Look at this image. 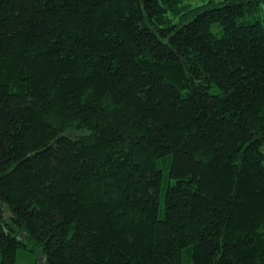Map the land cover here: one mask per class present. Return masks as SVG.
<instances>
[{
	"label": "trees",
	"instance_id": "1",
	"mask_svg": "<svg viewBox=\"0 0 264 264\" xmlns=\"http://www.w3.org/2000/svg\"><path fill=\"white\" fill-rule=\"evenodd\" d=\"M260 1L0 0V264H264Z\"/></svg>",
	"mask_w": 264,
	"mask_h": 264
},
{
	"label": "rangeland",
	"instance_id": "2",
	"mask_svg": "<svg viewBox=\"0 0 264 264\" xmlns=\"http://www.w3.org/2000/svg\"><path fill=\"white\" fill-rule=\"evenodd\" d=\"M220 1H223V0H181V3H179V6L186 7V8H195V7H200V6H206L210 2L217 4ZM175 16L178 17V15H175ZM246 19L249 20L250 22L259 21L264 28V0L260 1V10L258 11V13H256L254 16H247ZM177 20L178 19L176 18V21ZM213 30L217 32L218 27L215 26ZM261 150L264 155V145L262 146ZM263 165H264V159H263ZM159 216L160 217L162 216V203L160 204V207H159ZM20 252H23V251L19 250V253ZM32 260L34 261V257L30 255L29 256L19 255L17 257V264H31Z\"/></svg>",
	"mask_w": 264,
	"mask_h": 264
}]
</instances>
